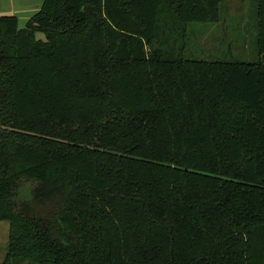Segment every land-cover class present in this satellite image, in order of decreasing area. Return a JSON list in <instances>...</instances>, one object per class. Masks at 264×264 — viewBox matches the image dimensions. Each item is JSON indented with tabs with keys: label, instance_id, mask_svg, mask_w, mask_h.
Listing matches in <instances>:
<instances>
[{
	"label": "trees",
	"instance_id": "16d2710c",
	"mask_svg": "<svg viewBox=\"0 0 264 264\" xmlns=\"http://www.w3.org/2000/svg\"><path fill=\"white\" fill-rule=\"evenodd\" d=\"M250 11L253 61L200 41L224 0L0 15L1 264H264V0Z\"/></svg>",
	"mask_w": 264,
	"mask_h": 264
},
{
	"label": "rangeland",
	"instance_id": "374dc122",
	"mask_svg": "<svg viewBox=\"0 0 264 264\" xmlns=\"http://www.w3.org/2000/svg\"><path fill=\"white\" fill-rule=\"evenodd\" d=\"M44 0H0V15H16L19 27L26 25L27 21L39 11ZM228 9V16L224 24L209 23L202 29L200 41L212 46L219 40L225 43L229 60L253 61L257 59L255 43V26L250 21V0H224ZM44 37L43 33L38 34ZM230 50V51H229ZM227 54L217 53V56ZM10 222L0 220V264L5 258L9 239Z\"/></svg>",
	"mask_w": 264,
	"mask_h": 264
}]
</instances>
